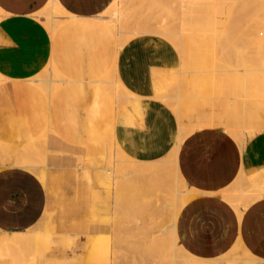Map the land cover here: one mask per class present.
<instances>
[{"label": "rangeland", "instance_id": "rangeland-1", "mask_svg": "<svg viewBox=\"0 0 264 264\" xmlns=\"http://www.w3.org/2000/svg\"><path fill=\"white\" fill-rule=\"evenodd\" d=\"M120 1H121V3H120L121 4L120 5L121 10L123 7V10H125L127 12L126 13L123 11V14L125 13V15H126V16L124 15L125 18H123L124 16L122 14L120 15V17L123 16L122 22L120 23V25H118L119 31L121 33L117 37L118 39H115L116 35H115V37L112 35V37H110V39L105 41L104 46H106V47H104V52L102 53L103 55H105V57L107 59H110V57L113 54L112 63L109 62L107 64V71L108 72L104 75V77L102 79L104 81H111V82H113V80H114L116 82V85L111 84L108 87L104 86V85H102V87L99 86L100 88H102L106 92L108 97L110 96L109 97L111 100L110 105L114 109V115L115 116L113 119L112 126L110 127L108 133H107V128L105 126V122H103L104 124L102 123V126H100V132L102 134L103 139L96 144L95 148H94L95 145L92 146V149H93L92 153L93 154L88 157L89 161L92 163H90L88 165L90 167H92V169H94L93 174L90 172L84 171L80 168L73 167L77 164V161H75V157L78 155V153L81 154V152L84 151L85 146H82L81 144H79L78 141L75 143L67 142L65 140V138H63V136H62V133H63L62 130H55V129H53L52 126H50L49 124H45V123L41 124L42 126H41L39 132H37L36 135L34 136V138L31 140L30 146H29L30 147L29 149H31L30 150V156H28V158H26L23 161V165H25V166H33L36 164V166L41 167V166H43V163L46 166V165H52V162L53 163L56 162L63 167V169L57 175V178L53 182H51V184H50L52 186V191L50 193L51 202L48 203V205L50 207L56 208L59 205H63V204H65V205L68 204V205H73V206L79 205L80 206L81 200L78 202V201H76V198L74 197L75 186H80L81 184L87 185V188L85 187V191H89L88 185L90 184V182L92 183L94 181H97L99 183V185H98L99 191L102 194L101 199H104L105 190L108 194L110 213L108 215V211L103 212L104 210L100 212L99 209L96 207L93 208V210H90L91 204L89 203V200H87V202L84 204L85 207H87V208L85 209V211L83 213L76 214L74 211L73 214L67 215V216L62 217V218H60L57 211H52L47 215L44 214L42 219L38 221V224L26 232L30 231V232L45 233L47 231H50V229L53 227V229L56 232H58V233L60 232V234L67 236V238H68L67 242H66L67 247L64 248L61 245V243L59 242V238L57 236L50 235L47 239L48 243H46L44 240L42 241V257L44 258L42 260L43 262L40 261L41 259L38 258L37 255H35V254L32 255L33 252L31 250L28 253V251H26V249L19 248V250H20L19 251L18 249L12 250V247L11 248L9 247L10 250H8V247H5L6 248L5 252H8V253H6L5 256L0 257V264H61V263L62 264H113V263L114 264H151V263L157 264V262H158V264H207V262H208V264H216L219 262L218 260L209 261V260H205V259H203L204 260L203 261L199 257H196L194 255L189 254L186 250H180L181 246L179 245L178 240L176 241L177 242L176 245H174L172 243H171L172 244L171 245L170 241H168L169 239L166 238L167 233L169 232L168 230H170V227H171V225H169L167 223H169L171 221L173 222L174 221L173 217L177 215V217L175 218L176 222L174 221L177 224V218H178V215L181 211L180 209H182V208L179 209L180 206H178V204H174V206H175L174 211H176V210H179V211H178V214H176L177 213V211H176V213H175L176 215L171 214V213H173L172 212L173 207L171 205L168 206V209L170 207H172V209L171 208L169 209L171 211H168V209L166 208L167 205L165 206V203H164L166 201L168 202V200L166 199V192H163L165 190V187H163V189L159 190L156 186H158V187L160 186V188H162V187L160 185L161 182L159 180H156L157 177H156V179H153V177L155 178V176H153L154 174L152 175L149 172H144L143 170H140V168L138 169L139 170L138 173H136V175L134 174V176H132L133 178L135 177L136 179L132 178L131 181H133V182H130L131 183L130 187L125 186L122 179H120L121 178L120 175L112 172L113 169L110 166L111 161L108 160V154H106V153H108L110 151V150H108L110 148L116 149L115 142L120 140V137L124 133V131H128V130L132 131L133 129H135L134 125L137 124L136 122H138L140 120V116L143 118L144 116L146 117V115H147L146 114L143 116L141 114V112L139 113V111L144 110L143 106L144 107L146 106L144 100L140 99V100L136 101L137 102L136 105H138V106L133 105V107H130L128 105L127 100L129 98L133 97L134 93L139 94V95H143L145 93V90H142L141 88H143V87L145 88V85L147 84L145 82H148L149 80H151V78L153 80L152 73H153V75L155 74V77H158V79H159V78H161V74H159V72L162 73L164 70H165L164 72L167 71L169 73L172 72V74L174 73V76L177 79L174 80L175 82H174L173 86L171 88H169L167 90V92H165V95L167 97H169V99L163 101L164 103L162 102V100H161V102H160V100L159 101L154 100V99L151 100L152 102L159 103V105L168 113V115H167L168 118H164V122H162L165 124V127H164L165 132L163 133L161 138H164V137H167L170 135L171 136L174 135L175 129H176L177 124H178V118L177 117H179V115H180V117H182L183 120H186L189 118H194V117H195L194 119H196V120L199 118L200 119L202 118L204 120L203 117H205V118L208 117V119L206 121H209L212 119V120H215V122H214L215 124L217 123L216 122L217 120H218V122L219 121L224 122V123L226 122L227 124L229 122L228 126L232 129H235L234 127H237V125H239V123H241L242 120H240V119L243 117L244 118L247 117V119L249 118V121L251 119L250 122L254 123V125H256V124H258L259 126L262 125L264 123V98L263 97H257V101H256L255 97L253 100V98L243 97L242 94H243V91L251 92L253 90H256V88H257V90H260V91L263 89L261 92H264V83L263 82L257 83L255 81H253V82L250 81V80H253V78H256V76L258 78L262 77L261 75L264 76V72H262V70L264 69V51H263L264 45L259 46L260 42L259 43L258 42L257 43H251V42H253L252 40L256 38L257 41H263L262 44H264V40H263L264 39V33H263L264 31L262 29V24L264 26V23H263L264 22V0H248V2H247V0H245L246 2L243 0H235V1L234 0H217V1H215V0H193L192 1L191 0L193 3L197 2V6H195L192 3V7H193L192 14L191 13L184 14V12H183L182 7H183V5L186 4L187 0H148V1L147 0H143V1L142 0H126V1L120 0ZM122 1H123V3H122ZM143 3H144V5H143ZM200 4H201V6H200ZM227 4H228V6H227ZM132 6H134V7H132ZM142 6H144V7H142ZM236 6H238V7L240 6V7L238 8ZM47 7H45L43 10H41L36 15L35 18L38 21H41L44 28L49 32V30H48L49 27L51 26L54 29L59 27L61 25L60 22L66 18L67 14L63 12L61 14V16L58 17V22L54 21L53 24L49 25L48 21L44 17V16L47 17V15H48L49 9ZM226 7H228V8H226ZM176 9H177V11H176ZM147 12H149V13H147ZM157 12H158V14H157ZM138 13H139V15H138ZM45 14H47V15H45ZM111 15H112V12H111V10H109L107 13H105L104 16H106V18H108ZM170 16H172V17H170ZM175 16H177V17H175ZM253 17H256V18L253 19ZM142 18H143V20H142ZM174 19H176V20L174 21ZM204 19L207 22H205ZM163 22H165V23L163 24ZM161 23L163 24V26L164 25H167V26L163 27ZM155 24H157L159 27L161 25V27L158 28V26ZM246 24H248V25H246ZM260 24H261V27L259 26ZM133 26H134V28H133ZM223 26L229 32L228 34H225V35L220 34V33L214 34L213 31L210 30L211 28H214V27L218 29L220 27L222 28ZM257 26H258V28L260 27L261 31H263V32H261L260 29L257 30ZM162 28H164V30ZM165 28H167V29H165ZM249 28L252 29V31L254 32V35L248 36L247 32L249 31ZM155 30H157L159 33L158 34L152 33V31H155ZM167 30L170 33V35H169L170 39H167L168 36H163L164 35L163 33H165V35H168V33L166 32ZM150 31H151V33H150ZM157 31H155V32H157ZM200 34H202V35H200ZM134 36H135V38H134ZM184 36H185V41H184ZM163 37L165 40L163 39ZM206 37L208 38L207 40H206ZM119 39L122 42H120ZM166 40L167 41L169 40V41L167 42ZM248 40L250 41L249 43H247ZM123 41H124V43H123ZM159 46L162 48H160ZM247 46H249V48ZM218 47H219V49H218ZM240 47H242V48L247 47L246 49L248 52L244 51L246 49L243 50ZM261 47H262V49H261ZM216 48L218 49L217 52H216ZM156 49L159 50V51H157V53H156ZM161 49H162V51H161ZM164 49H166V50L164 51ZM260 49L262 50L261 52H260ZM210 50H211V52H210ZM165 53L168 54V56H167L168 60L173 59V61L171 60L173 63L171 61L170 62L172 64L169 63V61L167 59H165V56H164V58L160 57L161 59L164 60V62L166 60V62H168L169 64L172 65L170 67V65L166 64V62H165L164 63L165 67L163 69V66L161 67V62H159L160 59H157V58L159 55L160 56L165 55ZM208 53H209V59L207 56ZM251 53H253V54H251ZM103 55H102V57H103ZM191 55H193V57L188 58ZM81 57L84 60L83 61V69L80 68L82 70V72H80V75L83 77V80H84L83 81V89H82V95H80L78 102L75 104L74 107L76 109V115H77V125H76L77 130L76 131L79 130V132L81 133V134L80 133L79 134L81 136H84V133L81 131V128H83V127H81V126L84 123V113H85L86 108L92 106V103L94 101V97H93V95H94L93 94V86L94 85L91 84V82H90L91 80H93V76H91V73L89 72V70L92 67H91L89 62L87 63L86 59L88 57L86 58V56L84 54H82ZM184 58L185 59L188 58V59L185 60ZM203 58L206 60H204ZM155 61H157L158 63ZM200 61H201V63H198ZM209 61H211V62L209 63ZM181 62H183V63H181ZM205 63H208V64H205ZM211 63H214V64L211 65ZM181 65H183V66L181 67ZM200 65H201V67H200ZM205 65L208 66L209 68L206 67ZM258 66H260V67H258ZM154 67H159V68H157L155 70ZM167 67L169 68V70ZM196 67H198V69ZM213 67H214V69H213ZM251 67H254L256 69L251 68ZM68 68H69V66L67 64H65L63 66H58V70L60 73H62L64 80L67 79ZM179 68H180V71H179ZM172 69H173V71H171ZM208 69H209V71H208ZM182 70L183 71L185 70V71L183 72ZM223 70H225V71H223ZM140 71H141V73H140ZM145 71H147V72L143 74V72H145ZM213 71H215V72H213ZM156 72H158V74ZM164 72H163V74H164ZM185 72H186V74H185ZM187 72H188V74H187ZM178 73H179V75H178ZM215 73H217V76H216L217 78L215 77V75H216ZM125 74H126V76H125ZM146 74H147V76H146ZM196 74L199 75L197 77L198 81H196L197 79L195 78L197 76ZM48 75H49L48 70L45 72L42 71L39 75H37L36 77H34L32 79H36V78L42 79V78H46ZM181 75L183 76V78L181 77ZM189 75H191L192 83L190 81ZM204 75H205V78H204ZM220 75H221V77H220ZM149 76L151 78H149ZM185 76H186V79L184 80ZM225 76L229 77L230 80L226 81V82L225 81H222V82L219 81L222 77H225ZM139 77H140V79H139ZM199 77H200V79H204V83L202 82V80L199 83ZM218 77H220V78H218ZM129 79H130V81H129ZM142 79H143V81H142ZM216 79H218V81ZM141 81H142V83H141ZM185 81H186V83H185ZM137 82H138V84H137ZM206 82L208 85L206 84ZM208 82H210V83H208ZM1 83H4V85H8L9 82L5 81V82H1ZM30 83L33 84V86H35L37 93L44 94L43 91L45 90V85H44L45 82L43 80L40 82L30 80ZM125 83H126V85H125ZM197 83H199V85ZM216 83L218 84V86H216L217 85ZM181 84H182V86H181ZM185 84H188V85H185ZM192 84H196L195 86L198 85L199 87L197 86L198 88L193 90V88L195 86L192 87ZM259 84H260V86H259L260 88L258 89L257 85H259ZM61 85L65 86V83H62ZM140 85H142V87ZM184 86L186 88L188 87V89H190V90H187L186 88H185V91L183 90L184 88L180 89L181 87H184ZM208 86L211 87L210 90H209ZM220 86H223V87L221 88ZM252 86L254 87V89L252 88ZM138 87H139V89H138ZM189 87H191V88H189ZM174 88H175V90H174ZM191 89L193 92H191ZM221 89H222V92H221ZM180 90H183L184 92H186V90H187L186 95L189 94V92H190V93H193L194 96L191 94L185 96V95H183L184 92L181 91L182 96L185 98L181 99V104L178 107L177 106L178 102L176 100H173V98L176 97V95L178 94V92ZM224 90H225V92H224ZM196 91H197V93H196ZM175 92H176V94H175ZM3 94H4V104L2 107V114H0V125L2 124L1 119L5 118V116L7 115L6 112L8 109L6 108L7 104H5V103L7 101H8V103L10 102V99H9L10 96L8 94L5 95V93H3ZM127 95L129 97H127ZM130 95H131V97H130ZM123 96H125V97H123ZM217 96H219V98ZM207 97H209V98H207ZM211 98L217 99V100H215L213 102ZM224 98L227 100L225 101ZM203 99H204V101H203ZM262 99H263V101H261ZM170 100H172V101H170ZM219 100H220V102H218ZM252 100H253L252 103H253L254 107L252 106V103H251ZM151 101H150V103H152ZM166 101L169 102L170 104L167 103ZM194 101H196V102H194ZM200 101H201V103H200ZM236 101H237V103H236ZM165 102L168 105H170V107L167 106V104ZM215 102H217L218 104H216ZM153 104H154V106L157 105V104L155 105V103H153ZM171 105L172 106L175 105V106L172 107ZM249 105H251V106H249ZM180 106H182L183 109L185 108L184 109L185 114H183V111H181L183 109ZM248 106L251 107L249 110H248ZM192 107H194V108H192ZM132 108H133V110H131ZM156 108H157V106H156ZM169 108H171V109H169ZM201 108H203V110ZM204 108H207V109L204 110ZM218 109H220L219 110L220 112L216 111ZM251 109H253L254 112H252ZM129 110L131 113L128 112ZM134 110H135V112H137V114H135V112H133ZM171 110H173V111H171ZM154 111L156 112V110H154ZM177 111H179V112H177ZM173 112H175V113H173ZM127 113H129L130 115L132 114V115L130 116ZM244 113L246 116H244ZM133 114H134L135 118H137V120L133 118ZM181 114H183V115L181 116ZM195 114L197 116L200 114L203 116L200 115L199 117H197V116H195ZM127 115L129 117L128 119H127ZM176 115H178V116L176 117ZM190 116H192V117H190ZM258 116L259 117L262 116V117L259 118ZM131 118H132V120H131ZM224 119H226V120H224ZM129 120H131V121L134 120V122H130ZM114 122L116 125L114 124ZM236 123H237V125H236ZM113 124L115 125V127L113 126ZM223 127L224 126L221 125L218 127H211V128L205 127V128L206 129H216L217 128L216 130H221V131L225 132ZM112 128H113V130H112ZM205 128H201V129H205ZM116 129L118 132L116 131ZM201 129H197V130H201ZM197 130H195V131H197ZM247 130H249V129H247ZM261 130L259 133H256L254 136H252L253 138L250 137L249 133H246L244 136L245 141H243V143H238L232 135H229L227 132H225V133L228 136H230L231 139L237 145L239 144L238 146L240 148H242V147H244V144L246 145L251 140L262 137L264 135V129L262 132H261ZM139 131H140V129H138V128L135 129V131H134L137 133H134L132 131V133H133L132 136H136L138 134L136 137H138V139L142 140L141 138L143 136L141 134L143 132L141 133V131L140 132ZM151 138L154 140H157V137L152 136ZM249 138H250V140H249ZM81 140H83V139H81ZM21 141H22L21 133H19L17 127L8 126L6 131L5 132L3 131V134L0 132V143H1L0 146L1 147H4V146L9 147L10 146L9 149L12 150V145L13 146H16V145L19 146ZM22 147H23V145H20V148H22ZM75 152H76V154H75ZM94 152H95V154H94ZM97 152H99V154ZM100 153H102V154H100ZM38 158H40V159H38ZM4 160L5 159H2L1 155H0V170L5 169V168H24V167H18L19 165L18 166L14 165L12 160H5V162H4ZM40 161H42L43 163ZM25 168H28V167H25ZM30 169H32V168H30ZM109 171H111L112 173ZM108 173H110L111 176H110V174L108 175ZM256 173H258V172H256ZM142 174H144V175H142ZM250 174H252V173H248V174L244 173L245 176L247 175L246 179H249L248 176ZM65 175H68L70 178L69 179L63 178L65 180H62V177H64ZM76 175H77V178H76ZM137 175L139 178L137 177ZM252 175L255 176L254 172ZM260 176L258 175V177H260ZM107 177H109V178H107ZM114 178H117V179H114ZM146 180L148 182L152 181L153 183H155L156 186L152 182L150 184H153V185H150ZM117 181H118V183L120 182L121 184L119 183L120 185H118L116 183ZM167 183H168V181H167ZM246 183L247 182H244L242 184V189H243L242 195L243 196H241L240 198L237 197V201H236L237 195H235V199L233 198V196H231V199L229 198L231 201L233 199L232 202L229 201V199L225 200L227 203L229 202V204L232 208L234 207L233 209H235L234 211L238 215H239V212L242 211V209H244V208L246 209V207H248L247 205L251 204V203H249V204L247 203L249 200H246V197L249 198L250 194H251V196L253 194H255L252 190H250L249 186ZM148 184L151 187H149ZM121 185H124L125 188H127L129 191H127V189H126V191H125L126 193L123 192L125 190V188L124 187L121 188L120 187ZM168 185H170V184L168 183ZM134 186H136V188ZM147 186H148L149 191L146 190ZM152 187H156V188L152 189ZM119 188H120V190H122V189H124V190L120 191ZM181 189H182V187H181ZM153 190L154 191L156 190V192H159V193L161 191L162 194L161 193L160 194L155 193ZM186 190H187V186L185 188H183V190H180V191L185 192ZM130 191H132L131 193L133 195H131V193H129ZM146 192H150V193L152 192V194H151L152 198ZM188 192H190L194 196L196 195L195 190L193 191L191 189ZM244 192H245V194H244ZM154 193L157 195L159 194L160 196H157ZM118 194L120 196H122L124 194L122 197L124 199H121V197H119ZM145 194H147L148 197ZM191 194H189V195H191ZM248 194H249V196H247ZM86 195H84V198L89 199L90 196H88L89 197L88 198ZM125 195L128 198H126ZM139 197L141 200L139 199ZM149 197L152 200H150ZM125 198L128 200V202H125V201H127ZM118 199H119V202H117ZM159 199H161V200H159ZM234 200L236 201V204L233 203ZM241 200H243V201H241ZM250 200L254 202V199L251 197H250ZM148 201H150L149 203H150L151 207H150ZM255 201H256V199H255ZM244 202H246V203H244ZM113 203H114V205H113ZM240 203L243 204V206H244L243 208L241 207L242 205L239 206ZM95 204H97V202ZM233 204H235V205H233ZM237 204H239V205H237ZM179 205H181V204H179ZM100 206H102L101 202H100ZM164 206H165V208H164ZM236 206H239L241 208H238ZM149 207L151 209H149ZM152 207H153V210H152ZM161 208H163L167 211L164 212L163 209L161 211ZM111 209H113L114 211ZM116 209H117V211H116ZM123 210H125V213L123 212ZM154 210H156V211H154ZM114 212L116 213V216L111 215V213L114 214ZM146 212H148L149 215L152 212L154 213L153 214L154 215L153 221L151 219H148L149 217L147 218V216H149V215H147L148 213L146 214ZM172 215H173V217H172ZM107 216L109 217L108 219H106V221L108 223V230L102 231V233L97 234V235H87V236H86V234H83V232L77 231L78 230L77 225L80 222H82V221H89L90 222L93 219H96L99 221V223H101V221L104 220ZM135 223L138 224L137 225L138 229H137V226ZM156 223H158V225ZM112 224L114 225L112 227L115 229H113L111 227ZM152 224H153V226H152ZM158 226L160 229L158 228ZM79 229L82 230L83 226L79 227ZM138 230H139V232H138ZM98 236H101L106 241H108V246L106 247V253L103 255L101 260L99 262H96L92 259V253H94V252L91 251L89 244L94 242V240L91 237H98ZM121 236H122V238H120ZM148 236L149 237L151 236L150 239ZM152 236H154V237H152ZM153 238H155V243L153 241L154 240ZM162 238H164L165 240L164 239L162 240ZM166 239H167V241H166ZM150 241H151L152 246H149ZM162 241H163V243H162ZM129 243L131 244L130 246H129ZM164 243L165 244L167 243V244L165 245ZM153 245H158V246L155 249V246H153ZM170 245H171V248H170ZM159 247H161L162 249L164 248L163 251H162V249L160 250ZM178 247H180V248H178ZM150 248L152 249L151 252H150ZM126 249H128V250H126ZM141 250L142 251L144 250L146 252L148 251L149 253L147 255H144V254H142V252H140ZM181 251H182V253H180ZM153 254H154V256L152 257ZM182 254H183V256H181ZM233 254L234 255L232 256V258L238 257V255H236L235 252ZM64 256L65 257H76V259L71 260L72 262H65V261L60 260V258H62ZM179 256L182 257L181 260H179L181 258V257L178 258ZM162 257H164V258L162 259ZM243 259L246 260L245 258H243ZM153 260H155V263ZM229 260H227L225 262V264H232L230 262L232 260H230V261ZM247 262H248V264L249 263L251 264L250 260L249 261L247 260ZM236 263H237V261H235V263H233V264H236Z\"/></svg>", "mask_w": 264, "mask_h": 264}, {"label": "crops", "instance_id": "crops-1", "mask_svg": "<svg viewBox=\"0 0 264 264\" xmlns=\"http://www.w3.org/2000/svg\"><path fill=\"white\" fill-rule=\"evenodd\" d=\"M49 1L0 0V114L4 104L3 93L10 96V102L6 100L5 103L8 110L5 118L1 119L0 132L3 134L8 126L17 127L22 141L19 146L12 145L15 152L18 148H30V142L39 132L41 124H49L55 130H62L67 142L78 141L85 146L84 151L75 157L77 164L73 167L93 174L94 169L88 165L92 163L88 159L93 154L92 146L103 139L100 132L102 123L105 122L108 133L114 119L111 100L97 84L108 72L107 64L113 60V54L110 59L102 54L105 41L112 34L95 17L114 0H55L66 16L72 18L63 19L54 33L48 32L35 18ZM82 54L88 57L87 63L92 67L89 72L93 80L90 82L94 85V101L86 108L81 126L84 136L76 131L74 107L83 89L84 80L80 75L84 61ZM65 64L69 66L66 80L58 70V66ZM47 70L49 75L46 78L32 79ZM30 80H43L44 94L37 93ZM5 81L9 82L8 85L1 83ZM222 132L216 129L197 130L181 143L179 171L187 188L197 194L178 215V242L189 254L209 261L219 260V264H225L234 252L251 260V264L256 261L255 264H264V197L251 203L238 215L220 194L233 184L242 169L245 174L258 172L260 168L264 171V135L239 148ZM168 137L162 138L163 141ZM20 145L23 147L20 148ZM23 166L0 170V234H38L46 243L50 235H55L65 248L67 236L56 232L53 227L45 233L26 231L36 226L44 214L52 211H57L60 218L74 211L76 214L83 213L87 200L91 204L90 210L96 207L100 212L108 211L109 215L108 194L105 190L104 199H101L97 181L90 182L89 191H85L87 185L75 186L74 197L78 202L81 200L80 206L63 204L54 208L48 205L51 202L50 184L63 167L56 162L41 167L36 164H20L18 167ZM63 178L70 177L65 175L62 177L65 180ZM84 195L90 198L86 199ZM108 218L101 223L96 219L82 221L77 225V231L86 236L100 234L108 230ZM81 226L82 230L79 229ZM91 238L94 242L89 247L96 254L92 253V259L99 262L106 253L108 241L101 236ZM73 259L76 257L60 258L69 262ZM245 262L243 260V264H247ZM238 263L242 264V261Z\"/></svg>", "mask_w": 264, "mask_h": 264}, {"label": "bare ground", "instance_id": "bare-ground-1", "mask_svg": "<svg viewBox=\"0 0 264 264\" xmlns=\"http://www.w3.org/2000/svg\"><path fill=\"white\" fill-rule=\"evenodd\" d=\"M126 1V0H125ZM143 1V0H142ZM141 1V2H142ZM148 1V0H147ZM193 1V0H192ZM191 0H187L186 1V4L185 5H183V7H182V9H183V12H184V14H188V13H191L192 14V12H193V7H192V2ZM215 1H217V0H215ZM235 1V0H234ZM243 1H245V0H243ZM242 2V1H241ZM246 2V1H245ZM244 2V3H245ZM247 2H248V0H247ZM121 1L120 0H114L110 5H109V7L104 11V12H102L101 14H99L97 17H95V19L99 22V23H101L114 37H115V35H116V37H115V39H118L117 37L120 35V31H119V28H118V25H120V23L122 22V19L123 18H125V13L123 14V11L124 12H126L125 10H123V7H122V10H121ZM122 3H123V1H122ZM145 3V2H144ZM144 3H143V5H144ZM234 3V2H233ZM135 4V3H134ZM133 4V5H134ZM195 6H197V2L195 3H193ZM217 4V3H216ZM221 4V3H220ZM231 4V3H230ZM247 4V3H246ZM125 5V4H124ZM48 7V9H49V11H48V15L47 14H45V15H47V17L46 16H44L45 18H46V20L48 21V24L49 25H51V24H53L54 23V21H57L58 22V17L59 16H61V14L64 12L60 7H59V5L56 3V1L55 0H50L49 1V3H48V5H47ZM200 6H201V4H200ZM216 6V5H215ZM218 6V5H217ZM227 6H228V4H227ZM232 6V5H231ZM130 7V6H129ZM132 7H134V6H132ZM142 7H144V6H142ZM141 7V8H142ZM230 7V6H229ZM236 7H238V6H236ZM240 7V6H239ZM238 7V8H239ZM258 7V6H257ZM226 8H228V7H226ZM143 9V8H142ZM141 9V10H142ZM146 9V8H145ZM144 9V10H145ZM231 9V8H230ZM109 10H111V12H112V15L110 16V17H108V18H106V16H104L105 15V13H107ZM133 10V9H132ZM148 10V9H147ZM146 10V11H147ZM159 11V10H158ZM176 11H177V9H176ZM231 11V10H230ZM255 11V10H254ZM131 12V11H130ZM137 12V11H136ZM164 12V11H163ZM65 13V12H64ZM127 13V12H126ZM147 13H149V12H147ZM151 13V12H150ZM155 13V12H154ZM153 13V14H154ZM125 15L123 18L122 17H120V15ZM152 14V15H153ZM156 14V13H155ZM157 14H158V12H157ZM225 14V13H224ZM229 14V13H228ZM138 15H139V13H138ZM211 15V14H210ZM235 15V14H234ZM147 16V15H146ZM157 16V15H156ZM155 16V17H156ZM167 16V15H166ZM154 17V16H153ZM170 17H172V16H170ZM175 17H177V16H175ZM66 18H72L71 16H66ZM65 18V19H66ZM148 18V17H147ZM167 18V17H166ZM184 18V17H183ZM254 18H256V17H253V19ZM170 19V18H169ZM173 19V18H172ZM171 19V20H172ZM178 19V18H177ZM181 19V18H180ZM179 19V20H180ZM186 19V18H185ZM60 20V19H59ZM142 20H143V18H142ZM176 19H174V21H175ZM205 20V19H204ZM101 21V22H100ZM104 21V22H103ZM125 21V20H124ZM140 21V20H139ZM145 21V20H144ZM162 21V20H161ZM170 21V20H169ZM205 22H207L206 20H205ZM61 23V22H60ZM139 23V22H138ZM165 22H163V24H164ZM179 23V22H178ZM260 23V22H259ZM264 23V22H263ZM130 24V23H129ZM160 24V23H159ZM162 24V23H161ZM163 24H162V26H163ZM201 24V23H200ZM48 25V26H49ZM59 25V24H58ZM91 25V24H90ZM139 25V24H138ZM143 25V24H142ZM153 25V24H152ZM155 25H157V24H155ZM208 25V24H207ZM246 25H248V24H246ZM256 25V24H255ZM84 26H86V25H84ZM158 26V25H157ZM165 26H167V25H164L163 27H165ZM178 26V25H177ZM225 26V25H224ZM220 27V28H211L210 30H212L213 31V33L215 34V33H220V34H228L229 32L225 29V27ZM260 27H261V24L259 25ZM92 27V26H91ZM160 27H161V25H160ZM159 26H158V28H160ZM260 27L258 28V26H257V30H259L260 29ZM264 26H263V24H262V29H263V31H264V28H263ZM133 28H134V26H133ZM140 28V27H139ZM56 29V28H55ZM55 29L53 28V27H49V31L51 32V33H54V31H55ZM74 29V28H73ZM76 29V28H75ZM92 30L94 29V28H91ZM163 30H164V28H162ZM165 29H167V28H165ZM174 29V28H173ZM85 30H86V28H85ZM95 30V29H94ZM93 30V31H94ZM126 30V29H125ZM152 30V29H151ZM172 30V29H171ZM96 31H98L97 29H96ZM155 31H157V30H155ZM155 31H152V33H155V34H158L159 32L157 31V32H155ZM173 31V30H172ZM242 31V30H241ZM247 31V30H246ZM255 31V30H254ZM260 31H261V29H260ZM263 31H261V32H263ZM70 32V31H69ZM73 32V31H72ZM74 32H75V30H74ZM74 32H73V34H74ZM135 32V31H134ZM167 33H168V35H165V33H163L162 35L163 36H168L167 37V39H170V37H169V35H170V33L168 32V30L166 31ZM98 33V32H97ZM96 33V34H97ZM150 33H151V31H150ZM196 33V32H195ZM257 33V32H256ZM264 33V32H263ZM84 34V33H83ZM247 34H248V36H252V35H254V32L252 31V29H250L249 28V31L247 32ZM246 34V35H247ZM161 35V34H160ZM200 35H202V34H200ZM256 35V34H255ZM263 35V34H262ZM100 36V35H99ZM131 36V35H130ZM134 38H135V36H134ZM221 38V37H220ZM163 39H164V37H163ZM208 38L206 37V40H207ZM165 40V39H164ZM264 40V39H263ZM119 41H120V39H119ZM167 41V40H166ZM169 41V40H168ZM167 41V42H168ZM184 41H185V36H184ZM197 41V40H196ZM219 41V40H218ZM253 42H251V43H259V46L260 45H264V44H262V42L263 41H257V39L255 38V39H253L252 40ZM100 42V41H99ZM120 42H122V41H120ZM119 42V43H120ZM250 41L248 40L247 41V43H249ZM123 43H124V41H123ZM216 43V42H215ZM98 44V43H97ZM209 44V43H208ZM218 44V43H217ZM210 45V44H209ZM240 45V44H239ZM211 46V45H210ZM213 46V45H212ZM243 46V45H242ZM246 46V45H245ZM258 46V47H259ZM121 47V46H120ZM160 47V46H159ZM248 48H249V46H247ZM246 47V48H247ZM160 48H162V47H160ZM228 48V47H227ZM240 48H242V47H240ZM239 48V49H240ZM246 48H242L243 50L244 49H246ZM158 49V48H157ZM156 49V53H157V51H159V50H157ZM214 49V48H213ZM218 49H219V47H218ZM217 48H216V52H217V50H218ZM261 49H262V47H261ZM260 49V52L262 51ZM166 49H164V51H165ZM193 50V49H192ZM242 50V51H243ZM116 51V50H115ZM161 51H162V49H161ZM207 51V50H206ZM244 51H247V49L246 50H244ZM264 51V50H263ZM117 52V51H116ZM187 52V51H186ZM210 52H211V50H210ZM241 52V51H240ZM248 52V51H247ZM194 53V52H193ZM200 53V52H199ZM189 54V53H188ZM251 54H253V53H251ZM258 54V53H257ZM211 55V54H210ZM217 55V54H216ZM215 55V56H216ZM164 56H165V59H167V56H168V54L167 53H165V55H163V56H158V58L157 59H160L159 60V62H161V67L163 66V69H164V67H165V65H164V63L166 62V60H165V62H164V60L163 59H161L162 57L164 58ZM207 56H208V59H209V53L207 54ZM257 56V55H256ZM261 56V55H260ZM161 57V58H160ZM184 57V56H183ZM191 57H193V55H191L190 57H188V58H191ZM186 58V57H185ZM184 58V59H185ZM187 58V59H188ZM212 58V57H211ZM210 58V59H211ZM216 58V57H215ZM156 59V60H157ZM183 59V58H182ZM187 59H185V60H187ZM198 59V58H197ZM204 59V58H203ZM163 62H162V61ZM168 60V59H167ZM173 61V59H170V60H168L169 61V63H171L172 61ZM194 60V59H193ZM204 60H206V59H204ZM215 60V59H214ZM171 61V62H170ZM184 61V60H183ZM203 61V60H202ZM155 62H157V61H155ZM180 62V61H179ZM187 62V61H186ZM196 62V61H195ZM206 62V61H205ZM211 61H209V63H210ZM158 63V62H157ZM156 63V64H157ZM163 63V64H162ZM168 62H166V64H169ZM173 63V62H172ZM171 63V64H172ZM181 63H183V62H181ZM198 63H201V61L200 62H198ZM235 63V62H234ZM233 63V64H234ZM171 64H169L170 65V67L172 66ZM187 64V63H186ZM205 64H208V63H205ZM212 64H214V63H211V65ZM158 65V64H157ZM192 65V64H191ZM202 65V64H201ZM201 65H200V67H201ZM210 65V64H209ZM221 65V64H220ZM160 66V65H159ZM168 66V65H167ZM183 65H181V67H182ZM196 66V65H195ZM206 66V65H205ZM142 67V66H141ZM169 67V66H168ZM167 67V68H168ZM180 67V68H181ZM199 67V68H200ZM206 67H208V66H206ZM258 67H260V66H258ZM263 67V66H262ZM157 68H159V67H154V69L156 70ZM180 68H179V71H180ZM185 68V67H184ZM197 69H198V67H196ZM209 68V67H208ZM235 68V67H234ZM251 68H254V67H251ZM143 69V68H142ZM182 69V68H181ZM196 69V70H197ZM213 69H214V67H213ZM227 69V68H226ZM236 69V68H235ZM248 69V68H247ZM254 69H256V68H254ZM168 70H169V68H168ZM154 71V70H153ZM165 71V70H164ZM163 71V72H164ZM171 71H173V69L171 70ZM183 71V70H182ZM185 71V70H184ZM183 71V72H184ZM189 71V70H188ZM208 71H209V69H208ZM219 71V70H218ZM223 71H225V70H223ZM247 71V70H246ZM147 71H145V72H143V74L144 73H146ZM163 72L162 73H160L159 72V74H161V78H159L158 79V77H155V74L153 75V73H152V77H153V80H152V78L149 76V78H151V80H149L148 82H145V83H147L146 85H145V88L143 89V88H141L142 90H145V93L143 94L142 92V94L143 95H139V94H135L134 93V96L133 97H131V95H130V97L131 98H129L127 101V103H128V105L130 106V107H133V105H136L137 104V102L136 101H138V100H140V99H142V100H144L145 101V104H146V106L144 107L143 106V109L144 110H142V111H139V113L141 112V114L144 116V115H146V117L144 116L143 118L140 116V120L138 121V122H136L137 124H135L134 125V128L135 129H140V131H141V135L143 136L141 139L142 140H140V139H138V137H136V136H132V131L134 132L135 131V129H133L132 131L130 130H128V131H124V133L121 135V137H120V140L119 141H117V142H115V147H116V149H108V150H110L108 153H106V154H108V160L109 161H111V167H112V172L113 173H115V174H119L120 175V179H122V181H123V183L125 184V186H129L130 187V185H131V183L130 182H133V181H131L132 180V176H134V174L136 175V173H138V169L140 168V170H143L144 172H149L150 174H154L153 176H155V178L153 177V179H156V177H157V179L156 180H159L160 182H161V187L162 188H160V186L158 187V186H156L155 185V183H153L152 181V183L159 189V190H161V189H163V187H165V190L163 191V192H166V199L168 200V202L166 203V202H164L165 203V206H166V208L168 209V206H172L173 207V209H172V207H170L171 209H172V212L173 213H171V214H174V215H176V214H178V211L179 210H176L177 211V213H176V211H174V208H175V206H174V204H178V206H180L179 207V209L180 208H183L190 200H192V198L193 197H195L193 194H191L190 192H188L189 190H191V189H189L188 190V188H187V190L185 191V192H182V191H180V190H183V188H185L186 187V183H185V180L183 179V175H181L180 174V171H179V151H180V146H181V143L183 142V140L187 137V136H189L190 134H192L195 130H197V129H201V128H205V127H218V126H224L223 127V129H224V131L225 132H227L229 135H232L233 137H234V139H236V141L238 142V143H243V141H245L244 140V136H245V134L246 133H249V135H250V137H252V136H254L256 133H259L260 132V130L263 128L264 129V123L262 124V125H258V124H256V125H254V123H251L250 121H251V119H250V121H249V118L247 119V117L246 118H241L240 120H242L241 121V123H239V125H237V123H236V125H237V127H234L235 129H232V128H230L229 126H228V124H229V122H228V124L225 122H221V121H219L218 122V120L216 121L217 123L215 124L214 122H215V120H209V121H206L207 119H208V117L207 118H205V117H203L204 118V120L201 118H199V119H194V118H189V119H186V120H183L182 119V117H180V115H179V117H177L178 115H176V117L178 118V124H177V127H176V129H175V133H174V135H172V136H169L167 139H164V141H163V139L161 138V136L163 135V133L165 132V129H164V127H165V124L164 123H162V122H164V118H168L167 117V115H168V113L159 105V103H157V102H152L151 100H157V101H159L160 100V102H161V100H162V102L163 101H165V100H167V99H169V97H167L166 95H165V92H167V90L169 89V88H171L172 86H173V84H174V80H176L177 78H175V76H174V73L172 74V72L171 73H169V72H164V74H163ZM213 72H215V71H213ZM231 72V71H230ZM262 72H264V69L262 70ZM140 73H141V71H140ZM155 73V72H154ZM157 74H158V72H156ZM180 73V72H179ZM179 73H178V75H179ZM192 73V72H191ZM208 73V72H207ZM210 73V72H209ZM106 74V73H105ZM183 74V73H182ZM185 74H186V72H185ZM187 74H188V72H187ZM190 74V73H189ZM198 74V73H197ZM196 74V75H197ZM216 75H215V77L217 76V73H215ZM220 74V73H219ZM218 74V75H219ZM206 75V74H205ZM205 75H204V78H205ZM208 75V74H207ZM125 76H126V74H125ZM137 76V75H136ZM143 76V75H142ZM146 76H147V74H146ZM199 75H197L195 78L197 79V77H198ZM213 76V75H212ZM262 77H260V78H258L257 76H256V78H253V80H250L251 82H253V81H255V82H257V83H264V76L263 75H261ZM179 77V76H178ZM181 77L183 78V76L181 75ZM189 77H190V81H191V75H189ZM201 77V76H200ZM200 77H199V83L201 82V80H202V82L204 83V79H200ZM207 77V76H206ZM220 77H221V75H220ZM220 77H218V78H220ZM131 78V77H130ZM136 78V77H135ZM175 78V79H174ZM181 78V79H182ZM217 78V77H216ZM258 78V79H257ZM139 79H140V77H139ZM186 79V76H185V78H184V80ZM195 79V80H196ZM210 79V78H209ZM127 80V79H126ZM180 80V79H179ZM194 80V81H195ZM217 81H218V79H216ZM230 80V78L229 77H227V76H225V77H222L219 81H229ZM128 81V80H127ZM129 81H130V79H129ZM134 81V80H133ZM142 81H143V79H142ZM142 81H141V83H142ZM196 81H198V79L196 80ZM48 82H50V80H48ZM136 82V81H135ZM189 82V81H188ZM215 82V81H214ZM144 83V82H143ZM184 83V82H183ZM185 83H186V81H185ZM190 83V82H189ZM191 83H192V81H191ZM190 83V84H191ZM199 83H197L198 85H199ZM208 83H210V82H208ZM224 83V82H223ZM246 83V82H245ZM95 84V83H94ZM97 84L100 86V87H102V85H104V86H109V85H111V84H113V85H116V82L113 80V82H111V81H104L103 79H100L99 81H97ZM137 84H138V82H137ZM206 84H207V82H206ZM217 84V83H216ZM125 85H126V83H125ZM184 85V84H183ZM185 85H188V84H185ZM196 84H192V87L193 86H195ZM197 85V86H198ZM208 85V84H207ZM141 87H142V85H140ZM144 86V85H143ZM181 86H182V84H181ZM197 86H195L194 88H193V90L194 89H196V88H198ZM205 86V85H204ZM210 86V85H209ZM208 86V87H209ZM216 86H218V84L216 85ZM258 86V89L260 88L259 86H260V84L259 85H257ZM206 87V86H205ZM204 87V88H205ZM214 87V86H213ZM221 88L223 87V86H220ZM219 87V88H220ZM131 88V87H130ZM184 88V89H183ZM185 86L184 87H181L180 89H183L184 91H185ZM189 88H191V87H189ZM203 88V89H204ZM210 88L211 87H209V90H210ZM218 88V87H217ZM226 88V87H225ZM224 88V89H225ZM237 88V87H236ZM252 88L254 89V87L252 86ZM256 88V87H255ZM138 89H139V87H138ZM137 89V90H138ZM187 90H190V89H188V87L186 88ZM207 89V88H206ZM205 89V90H206ZM213 89V88H212ZM211 89V90H212ZM171 90V89H170ZM174 90H175V88H174ZM183 90H180L179 92H178V94L176 95V97H174L173 98V100H176L178 103H177V106L179 107V105L181 104V99H184L185 97H183L182 96V92L181 91H183ZM187 90H186V92H187ZM198 90V89H197ZM263 90V89H262ZM261 90V91H262ZM183 91V92H184ZM214 91V90H213ZM260 90H257V88H256V90H253V91H251V92H248V91H243V94H242V96L243 97H249V98H253V100H254V97L256 98V101H257V97H263L264 98V92H259ZM139 92V91H138ZM137 92V93H138ZM144 92V91H143ZM177 92V91H176ZM176 92H175V94H176ZM186 92H184V94L183 95H185V96H187V95H189V94H191V95H193L194 96V94L193 93H190L189 91V94H187L186 95ZM191 92H193L192 91V89H191ZM204 92V91H203ZM212 92V91H211ZM221 92H222V89H221ZM224 92H225V90H224ZM238 92V91H237ZM140 93V92H139ZM196 93H197V91H196ZM195 93V94H196ZM205 93V92H204ZM208 93V92H207ZM227 93V92H226ZM203 94V93H202ZM209 94V93H208ZM129 95V94H128ZM127 95V97H129ZM168 95V94H167ZM173 95V94H172ZM238 95V94H237ZM236 95V96H237ZM126 96V95H125ZM125 96H123V97H125ZM201 96V95H200ZM203 96V95H202ZM208 96V95H207ZM224 96V95H223ZM110 97V96H109ZM183 97V98H182ZM210 97V96H209ZM209 97H207V98H209ZM216 97V96H215ZM218 98H219V96H217ZM227 97V96H226ZM172 98V97H171ZM212 99V98H211ZM225 99V98H224ZM239 99V98H238ZM215 100H217V99H212V101L214 102ZM227 99H225V101H226ZM235 100V99H234ZM253 100L251 101V103L253 102ZM150 101L152 102V103H150ZM170 101H172V100H170ZM185 101V100H184ZM199 101V100H198ZM203 101H204V99H203ZM208 101V100H207ZM224 101V100H223ZM261 101H263V99L261 100ZM167 102V101H166ZM165 102V103H166ZM194 102H196V101H194ZM193 102V103H194ZM218 102H220V100L218 101ZM239 102V101H238ZM153 103H155V105L157 106V108H156V106H154V104ZM164 103V102H163ZM167 103H169V102H167ZM166 103V104H167ZM192 103V104H193ZM200 103H201V101H200ZM209 103V102H208ZM216 104H218L217 102H215ZM236 103H237V101H236ZM256 103V102H255ZM170 104V103H169ZM222 104V103H221ZM153 105V106H152ZM208 105V104H207ZM136 106H138V105H136ZM167 106H169L170 107V105H168L167 104ZM166 106V107H167ZM172 106V105H171ZM173 106H175V105H173ZM172 106V107H173ZM192 106V105H191ZM201 106V105H200ZM205 106V105H204ZM203 106V107H204ZM249 106H251V105H249ZM248 106V110L251 108V107H249ZM252 106H253V103H252ZM155 107V108H154ZM181 108H182V106H180ZM210 107V106H209ZM214 107V106H213ZM222 107V106H221ZM233 107V106H232ZM254 107V106H253ZM252 107V108H253ZM177 108V107H176ZM192 108H194V107H192ZM212 108V107H211ZM216 108V107H215ZM129 109V108H128ZM136 109V108H135ZM169 109H171V108H169ZM180 109V108H179ZM183 109V108H182ZM185 109V108H184ZM181 110V111H183V114H185L184 113V111L185 110ZM190 109V108H189ZM202 110H203V108H201ZM205 109H207V108H204V110ZM235 109V108H234ZM131 110H133V108L131 109ZM154 110H156V112L154 111ZM174 110V109H173ZM173 110H171V111H173ZM220 109H218V110H216V111H219ZM232 110V109H231ZM237 110V109H236ZM240 110V109H239ZM243 110V109H242ZM252 110V112H254L253 111V109H251ZM201 111V110H200ZM128 112H130V110L128 111ZM133 112H135V110L133 111ZM176 112V111H175ZM175 112H173V113H175ZM177 112H179V111H177ZM197 112V111H196ZM220 112V111H219ZM131 113V112H130ZM188 113V112H187ZM205 113V112H204ZM212 113V112H211ZM216 113V112H215ZM230 113V112H229ZM127 114H129V113H127ZM135 114H137V112H135ZM183 114H181V116L183 115ZM191 114V113H190ZM220 114V113H219ZM241 114V113H240ZM254 114V113H253ZM252 114V115H253ZM130 115V114H129ZM132 115V114H131ZM130 115V116H131ZM139 115V114H138ZM137 115V116H138ZM187 115V114H186ZM201 115V114H200ZM200 115H196L195 114V116H197V117H199ZM115 116V115H114ZM201 116H203V115H201ZM208 116V115H207ZM215 116V115H214ZM213 116V117H214ZM244 116H246L245 115V113H244ZM255 116V115H254ZM185 117V116H184ZM188 117V116H187ZM190 117H192V116H190ZM196 117V118H197ZM259 117V116H258ZM262 117V116H261ZM261 117H259V118H261ZM129 117H128V115H127V119H128ZM133 118L134 119H136L137 120V118H135V116H134V114H133ZM210 118V117H209ZM256 118V117H255ZM116 119V118H115ZM253 119V118H252ZM257 119V118H256ZM131 120H132V118H131ZM131 120H129L130 122H134V120L133 121H131ZM224 120H226V119H224ZM223 120V121H224ZM259 120V119H258ZM253 121V120H252ZM261 121V120H260ZM160 122V123H159ZM235 123V122H234ZM114 124H115V122H114ZM113 124V126L115 127V125ZM129 124V123H128ZM137 127V128H136ZM156 127V128H155ZM200 127V128H199ZM237 128V129H236ZM157 129V130H156ZM206 129V128H205ZM217 129V128H216ZM220 129V128H219ZM247 129H249V130H247ZM263 129L261 130V132L263 131ZM112 130H113V128H112ZM156 130V131H155ZM208 130V129H207ZM116 131H117V129H116ZM137 131V130H136ZM139 131V132H140ZM118 132V131H117ZM134 133H137V132H134ZM153 133V134H152ZM223 133V132H222ZM152 136H154V137H157V140H154V139H152L151 137ZM141 137V136H140ZM230 137V136H229ZM148 138V139H147ZM231 138V137H230ZM253 138V137H252ZM113 140V139H112ZM249 140H250V138H249ZM185 142V141H184ZM113 143V142H112ZM1 144V143H0ZM113 145V144H112ZM239 145V144H238ZM244 146H245V144H244ZM96 147V145L94 146V148ZM238 147V146H237ZM14 148V147H13ZM240 148V147H239ZM237 149V148H236ZM18 150H19V148H18ZM18 150H16V151H18ZM30 150L31 149H29V148H22L21 150H19L18 152H14L13 150H11V149H9V147L8 146H4V147H1L0 146V155H1V158L2 159H5V160H12L13 161V163H14V165H20V164H23V161L26 159V158H28V156H30ZM242 149H240V151H241ZM103 151V150H102ZM98 154H99V152H97ZM33 154V153H32ZM94 154H95V152H94ZM100 154H102V153H100ZM84 157V156H83ZM79 158V157H78ZM77 158V159H78ZM38 159H40V158H38ZM5 160H4V162H5ZM79 160H80V158H79ZM240 160V159H239ZM43 161V160H42ZM42 161H40V162H42ZM43 163V162H42ZM42 165V164H41ZM43 166H45L44 165V163H43ZM24 167V166H23ZM108 167V166H107ZM239 170H241V169H239ZM255 170V169H254ZM261 171V172H260ZM260 171H258V173H256L255 171H253L254 172V175L255 176H253L252 174H253V172H252V174H250L249 176H248V178L249 179H246V177H247V175L245 176L244 175V172H243V169H242V171L240 172V173H238L237 175H238V177L236 178V180L233 182V184H231V186L228 188V189H226L225 191H222L220 194H221V197H222V200H227V199H231V196H233V198L235 199V195H237L236 196V201H237V197H241V196H243L242 195V191H243V189H242V184L244 183V182H247L246 184L249 186V188H250V190H252L255 194H253L252 196H251V194H250V197L251 198H253L254 199V201H255V199L257 200V199H260V198H263L264 197V171H263V169L261 170V168H260ZM109 172H111V171H109ZM111 172V173H112ZM142 173V172H141ZM256 173V174H255ZM262 173V174H261ZM110 173H108V175H109ZM140 174V173H139ZM248 174V173H247ZM142 175H144V174H142ZM149 175V174H148ZM258 175L260 176V177H258ZM110 176H111V174H110ZM113 176V175H112ZM116 176V175H115ZM114 177V176H113ZM137 177H138V175H137ZM107 178H109V177H107ZM119 178V177H118ZM135 178V177H134ZM133 178V179H134ZM139 178V177H138ZM145 178V177H144ZM151 178V177H150ZM149 178V179H150ZM114 179H117V178H114ZM136 179V178H135ZM147 179V178H146ZM145 180V179H144ZM247 180V181H246ZM116 181V180H115ZM121 181V180H120ZM147 181V180H146ZM163 181V182H162ZM167 181H168V183L170 184V185H168V183H167ZM252 181V182H251ZM143 182V181H142ZM148 182V181H147ZM150 181L148 182L149 184L151 183ZM118 185H120L119 183H118V181L116 182ZM159 183V182H158ZM167 183V184H166ZM147 184V183H146ZM148 184V185H149ZM153 184H150V185H153ZM149 185V187H151ZM113 186V185H112ZM125 186L124 185H121L120 187L122 188V187H124L125 188ZM143 186V185H142ZM180 188H179V187ZM135 188H136V186H134ZM156 187H152V189L154 188H156ZM181 187H182V189H181ZM246 187V186H245ZM167 188V189H166ZM180 190H179V189ZM126 189L127 188H125V190L124 189H122V190H124L123 192H125L126 191ZM131 189V188H130ZM248 189V188H247ZM119 190H120V188H119ZM122 190H120V191H122ZM146 190H148L149 191V189H148V186H147V189ZM145 190V191H146ZM245 190V189H244ZM127 191H129L128 189H127ZM154 191V190H153ZM194 191V190H193ZM119 192V191H118ZM132 191H130L129 193H131ZM155 193H159V192H156V190L154 191ZM126 193V192H125ZM146 193H148V195H150L151 196V194H152V192L150 193V192H146ZM150 193V194H149ZM154 193V194H155ZM160 193L162 194V192L160 191ZM159 193V194H160ZM188 193V194H187ZM193 193V192H192ZM236 193V194H235ZM120 194V193H119ZM118 194V195H119ZM157 195V194H155V195H157V196H160V195ZM189 194H191V195H189ZM196 194H197V192H196ZM244 194H245V192H244ZM124 195V194H123ZM123 195L122 196H120L119 195V197H121V199H124V198H122L123 197ZM131 195H133L132 193H131ZM145 195H147V194H145ZM148 195H147V197H148ZM108 196V195H107ZM106 196V197H107ZM126 196V195H125ZM124 196V197H125ZM188 196V197H187ZM190 196V197H189ZM247 196H249V194L247 195ZM118 197V198H119ZM162 197V196H161ZM250 197L248 198V197H246V200H249L247 203L249 204V203H252L253 201H251L250 200ZM117 198V197H116ZM126 198H128L127 196H126ZM125 198V199H126ZM150 198V197H149ZM151 198H152V196H151ZM150 198V200H152ZM197 198V197H196ZM208 198V197H207ZM213 198V197H212ZM238 198V199H239ZM107 199V198H106ZM120 199V200H121ZM135 199V198H134ZM139 199H140V197H139ZM143 199V198H142ZM194 199V198H193ZM229 199V201H231ZM108 200H109V198H108ZM127 200V199H126ZM136 200V199H135ZM141 200V199H140ZM159 200H161V199H159ZM164 200V199H163ZM240 200V199H239ZM137 201V200H136ZM232 201H233V199H232ZM231 201V202H232ZM236 201L234 200V202L233 203H235L236 204ZM241 201H243V200H241ZM240 201V202H241ZM251 201V202H250ZM117 202H119V199L117 200ZM125 202H128V200L127 201H125ZM150 201H148V203H149ZM161 203V202H160ZM170 203V204H169ZM238 203V202H237ZM242 203V202H241ZM240 203V205L239 204H237V205H239V206H241L242 208L244 207L243 206V204H241ZM244 203H246V202H244ZM112 204V203H111ZM117 204V203H116ZM179 204H181V205H179ZM228 204H229V202H228ZM235 204H233V205H235ZM113 205H114V203H113ZM149 205H150V203H149ZM230 205V204H229ZM232 205V204H231ZM245 205V204H244ZM247 205V204H246ZM163 206V205H162ZM165 206H164V208H165ZM177 206V205H176ZM239 206H236V207H238V208H241V207H239ZM247 206H249V205H247ZM117 207V206H116ZM137 207V206H136ZM150 207H151V205H150ZM149 207V209H151ZM235 207V208H236ZM120 208V207H119ZM169 208V209H170ZM177 208V207H176ZM234 208V207H233ZM247 208V207H246ZM155 209V208H154ZM162 209L163 208H161V211H162ZM168 209V211H171V210H169ZM178 209V208H177ZM111 210H113V209H111ZM152 210H153V207H152ZM181 210V209H180ZM235 210V209H234ZM240 210V209H239ZM238 210V211H239ZM242 210H245V208L244 209H242ZM114 211V210H113ZM116 211H117V209H116ZM151 211V210H150ZM154 211H156V210H154ZM163 211L165 212V211H167V210H165V209H163ZM123 212L125 213V210H123ZM241 212V211H240ZM239 212V214H241ZM118 213V212H117ZM148 212H146V214H147ZM176 213V214H175ZM154 213L152 212L150 215H149V213L147 214V215H149V216H147V218L148 219H151L152 221H153V215ZM157 214V213H156ZM111 215H114V216H116V213L114 212V214H112L111 213ZM152 217V218H151ZM159 217V216H158ZM172 217H173V215H172ZM177 217V215L176 216H174L173 218V220L176 222V218ZM155 218V217H154ZM161 218V217H160ZM135 219V218H134ZM156 220V219H155ZM237 220V219H236ZM161 221V220H160ZM170 221V220H169ZM169 222V223H167V224H169V225H171V227H170V230H168L169 232L167 233V236H166V238L167 239H169L168 241H170V244L172 243V244H174V245H176V241L178 240V236H177V231H176V229H177V227H176V223L175 222ZM156 222V221H155ZM161 223V222H160ZM171 223V224H170ZM136 224V223H135ZM157 225H158V223H156ZM138 224H136V226H137ZM161 225V224H160ZM159 225V226H160ZM166 225V224H165ZM112 226H114L113 224L111 225V227ZM131 226V225H130ZM135 226V227H136ZM152 226H153V224H152ZM151 226V227H152ZM159 226H158V228H159ZM162 226V225H161ZM156 227V226H155ZM165 227V226H164ZM113 228V227H112ZM111 228V229H112ZM157 228V227H156ZM113 229H115V228H113ZM137 229H138V226H137ZM160 229V228H159ZM128 230V229H127ZM133 230V229H132ZM164 231V230H163ZM121 232V231H120ZM138 232H139V230H138ZM165 232V231H164ZM167 232V231H166ZM155 233V232H154ZM119 234V233H118ZM166 234V233H165ZM154 235V234H153ZM132 237V236H131ZM149 237V236H148ZM151 237V236H150ZM150 237H149V239H150ZM152 237H154V236H152ZM120 238H122V236L120 237ZM127 238V237H126ZM161 238V237H160ZM152 239V238H151ZM154 240V243H155V238H153ZM164 238H162V240H163ZM167 239H166V241H167ZM127 240V239H126ZM159 240V239H158ZM165 240V239H164ZM158 242V241H157ZM159 243V242H158ZM161 243V242H160ZM162 243H163V241H162ZM165 244V243H164ZM167 244V243H166ZM165 244V245H166ZM171 244V245H172ZM131 244L129 243V246H130ZM171 245H170V248H171ZM148 246V245H147ZM149 246H152V244H151V241H150V245ZM148 246V247H149ZM153 246H155V249L157 248V246L158 245H153ZM5 247H8V250H10L9 249V247L11 248L12 247V250H19V248H22V249H26V251H28V253H29V251L31 250L32 252V255L33 254H35V255H37L38 256V258H40L41 260L40 261H42L44 258L42 257V235H27V234H12V235H9V234H0V257H3V256H5L6 255V253H8V252H5ZM132 247V246H131ZM167 247V246H166ZM126 248V247H125ZM153 248V247H152ZM160 248V250L162 249L161 247H159ZM178 248H180V247H178ZM141 249V248H140ZM164 249V248H163ZM163 249H162V251H163ZM126 250H128V249H126ZM125 250V251H126ZM147 250V249H146ZM149 250V249H148ZM151 248H150V252H151ZM180 250H184V249H182V247H181V249ZM4 251V252H3ZM20 251V250H19ZM22 251V250H21ZM24 251V250H23ZM157 251V250H156ZM140 252H142V254H144V255H147L149 252L147 251H140ZM184 252V251H183ZM158 253V252H157ZM180 253H182V251L180 252ZM246 253V252H245ZM9 255V254H8ZM26 255V254H25ZM34 255V256H35ZM166 255V254H165ZM29 256V255H28ZM154 256V254L152 255V257ZM156 256V255H155ZM159 256V255H158ZM162 256V255H161ZM181 256H183V254L181 255ZM181 256H179L178 258H180ZM249 256V255H248ZM157 257V256H156ZM155 257V258H156ZM186 257V256H185ZM242 257V256H241ZM241 257H235V258H230V260H232V261H230L229 259V261L233 264V263H235V261H237V263L238 262H240L241 263V261H242V264H243V258H241ZM9 258V257H8ZM164 257H162V259H163ZM177 258V259H178ZM10 259V258H9ZM114 259V258H113ZM148 259V258H147ZM182 259V257L179 259V260H181ZM200 259H202V258H200ZM225 259V258H224ZM203 260V259H202ZM201 260V261H202ZM20 261V260H19ZM154 261V263H155V260H153ZM204 261V260H203ZM219 261V260H218ZM226 261V260H225ZM245 261H247V260H245ZM251 261V260H250ZM255 261H256V259H255ZM43 262V261H42ZM65 262H69V261H65ZM216 262V261H215ZM133 263V262H132ZM150 263V262H149ZM214 263V262H213ZM236 263V264H237ZM245 263H247L248 264V262H245ZM252 263V262H251ZM255 263H257V261L255 262ZM254 263V264H255ZM62 264V263H61ZM114 264V263H113ZM152 264V263H151ZM157 264H158V262H157ZM207 264H208V262H207ZM216 264H218V263H216ZM239 264V263H238ZM250 264V263H249Z\"/></svg>", "mask_w": 264, "mask_h": 264}]
</instances>
